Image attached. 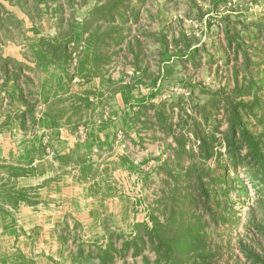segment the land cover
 Wrapping results in <instances>:
<instances>
[{
    "label": "rangeland",
    "instance_id": "rangeland-1",
    "mask_svg": "<svg viewBox=\"0 0 264 264\" xmlns=\"http://www.w3.org/2000/svg\"><path fill=\"white\" fill-rule=\"evenodd\" d=\"M96 2L0 0V118L3 114L9 117L7 112H11L14 106V96L7 95V85L2 81L4 76L10 78L11 85L12 78L14 81L15 75L19 77L24 70L27 77H19L22 78L23 93L18 96L34 99L36 90L48 74L46 65L50 62L44 53L57 60L65 52L61 46H55L57 40L67 46L65 53L69 72L75 73L81 66L93 64L94 75L105 80L102 92L96 96L100 98L103 95V98L97 103L94 114L111 115L107 99L111 104L119 105L121 110L122 105L116 100L118 95L119 100L124 101L122 110L131 114V123L139 134L135 136L131 124L122 122L121 129L114 133L113 154L102 151L97 155L99 158L105 155L122 157L124 163L121 165L131 163V167L121 168L112 161L113 164L107 167L119 191L110 200L121 211L114 216L113 225L118 229L110 235L118 246L121 242L131 241L135 234L134 224L145 222L150 225L151 213L160 216L163 196L173 185L169 170L179 175L185 173L189 159L184 158L180 166L175 165L177 149L173 136L185 133V149L194 153L198 151L199 139L193 134V129L215 130L217 138H222L221 131L226 128L224 111L222 107L219 110L214 108L222 106L223 102L209 101L210 93L219 90L226 94L232 90L231 68L241 62V54L234 55L233 42L229 47L225 36L238 35L246 44L256 45L257 41L252 37L249 39L247 34L264 29V0H127L121 7L125 11V21L115 23L105 11L103 14L94 12L97 18H89ZM101 2L98 1L99 4ZM114 27L120 29V37L112 32ZM74 32H84L77 47L65 41ZM259 40L264 42L261 37ZM87 44L92 45L87 47ZM90 48L91 54L86 51ZM33 63L39 69L32 70ZM150 89L154 90L155 96L141 105L142 96ZM16 92L17 89L13 94ZM203 105L209 119L205 124L197 110ZM59 106L58 103L56 108ZM84 110L85 107L82 112L79 110L78 115H82ZM159 111L166 116L164 123L157 117L156 112ZM34 112L35 107L27 116ZM7 124L1 123L0 128ZM53 135L45 131V134L37 136L44 144L49 141V146L55 150L64 147L59 142L55 143ZM61 137L64 138V134ZM3 138L14 142L21 140L17 134ZM76 148L85 149L81 142ZM9 161L12 162L11 159ZM207 165L216 178L226 177L225 181L219 180L215 189L220 200L215 212L217 215L223 213L225 221L218 225V239L214 240L221 244L229 240L231 260L237 255L243 261L240 247L259 250L264 246L261 222L264 208L260 205L264 200V190L259 189L262 182L246 165L239 164L233 169L224 142L216 145L215 154L207 160ZM1 166L4 165H0V174L6 173ZM3 183L0 176V186ZM175 183L182 186L181 181ZM104 224L108 225V222ZM208 226L209 230L213 227L211 222ZM139 233L145 244L135 239L136 249L131 243H127V248H124L126 244L120 246L116 264H121L126 258L132 260V264H153L156 254L147 245L146 228L141 226Z\"/></svg>",
    "mask_w": 264,
    "mask_h": 264
},
{
    "label": "crops",
    "instance_id": "crops-1",
    "mask_svg": "<svg viewBox=\"0 0 264 264\" xmlns=\"http://www.w3.org/2000/svg\"><path fill=\"white\" fill-rule=\"evenodd\" d=\"M80 37V32H74L65 41L77 47ZM44 54L50 62L48 74L34 99L18 96L23 93L22 78L27 77L24 70L19 73L22 78L18 74L19 80L12 78L11 85L10 78L2 80L7 95L14 96V106L7 112L9 117L0 118V124L10 122L0 128V135L17 134L21 140H0V165L6 171L0 174L4 181L0 186V264H116L123 243L116 246L110 235L118 229L114 216L121 211L110 201L119 191L107 167L112 161L121 168L131 163L121 165L122 157L97 155L102 151L113 154L114 133L122 122L134 130L131 114L122 110L124 101L118 95L121 110L107 99L111 115L94 114L105 80L94 75L93 64L69 72L65 52L57 60ZM34 67L33 63L31 69H39ZM45 131L64 147L55 150L49 141L44 144L37 135ZM132 133L139 135L136 130ZM80 142L85 149L76 148ZM132 263L126 258L121 264Z\"/></svg>",
    "mask_w": 264,
    "mask_h": 264
},
{
    "label": "trees",
    "instance_id": "trees-1",
    "mask_svg": "<svg viewBox=\"0 0 264 264\" xmlns=\"http://www.w3.org/2000/svg\"><path fill=\"white\" fill-rule=\"evenodd\" d=\"M98 1H102L101 4ZM125 1L127 0H97L90 10L89 18H97L94 12L103 14L105 11L112 22H124L126 15L121 7ZM112 32L116 37L121 35L119 28L114 27ZM247 35L249 39L252 37V40L257 41V44H246L238 35L225 36L229 47L233 42L231 48L234 55L241 54V62L233 64L231 68L234 83L232 90L226 94L219 90L210 93L209 101L223 102L222 106L216 105L214 108L219 110L222 107L224 111L226 128L221 131L222 138H217L215 130L208 132L205 129H193V134L199 139L198 151L194 153L185 149V133L173 136L177 149L175 165L180 166L182 159H189L185 173L179 175L169 170L173 185L168 194L163 196V207L159 209L161 218L151 213L150 225L145 222L134 224V236L126 245L123 244L124 248H127V243L134 244L136 249L135 239L140 240L139 228L144 226L147 230V245L156 254L153 264H264V246L259 250L249 246L240 247L243 261L237 255L231 260L229 240L226 239L223 244L214 240L218 239V225H223L225 221L223 213L217 215L215 212L220 205L215 189L219 180L225 181L226 177L222 175L221 178H216L214 171L207 165V160L215 154L216 145L224 142L227 158L233 169L239 164L246 165L252 175L262 182L259 189L264 190V42L258 41V37L264 40V29L259 28L254 34ZM55 46H61L67 51L65 43ZM89 52L92 53L91 48ZM252 58L255 60H251ZM168 73L167 71L166 75ZM153 96L154 90L150 89L142 96L140 104H145ZM205 109L204 105L197 109L203 116L204 124L209 120ZM156 114L164 123L166 116L160 111ZM178 181L182 182V186L175 183ZM261 202L260 205L264 208V200ZM209 222L213 225L211 230ZM261 222L264 226V209ZM262 238L264 239V227ZM141 242L145 244L143 239ZM103 256L108 258L106 252Z\"/></svg>",
    "mask_w": 264,
    "mask_h": 264
}]
</instances>
